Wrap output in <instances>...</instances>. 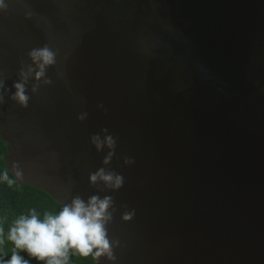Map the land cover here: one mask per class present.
<instances>
[{
	"label": "water",
	"instance_id": "1",
	"mask_svg": "<svg viewBox=\"0 0 264 264\" xmlns=\"http://www.w3.org/2000/svg\"><path fill=\"white\" fill-rule=\"evenodd\" d=\"M5 2L0 163L19 165L14 185L59 208L112 196L120 243L99 264H264V0ZM45 44L53 83L32 94L29 81L23 108L12 85ZM104 129L107 166L91 143ZM101 167L124 177L119 190L90 184Z\"/></svg>",
	"mask_w": 264,
	"mask_h": 264
},
{
	"label": "clouds",
	"instance_id": "2",
	"mask_svg": "<svg viewBox=\"0 0 264 264\" xmlns=\"http://www.w3.org/2000/svg\"><path fill=\"white\" fill-rule=\"evenodd\" d=\"M8 4L0 0V13H6ZM30 15V13H29ZM31 63L23 62L19 69V80L14 82L9 99L23 108H27L30 100L28 94L29 81L31 93L36 94L42 86H48L53 81L48 77V69L57 64L58 52L47 44L36 47L28 52ZM11 92L5 85L3 73H0V104L5 102V95ZM86 113L79 119L83 120ZM100 134L91 136V143L97 152L107 148V155L103 159V165L110 164L116 148V140L112 135ZM124 163L132 164L133 160L125 158ZM11 171L0 173V183L11 186L23 178V173L17 163H13ZM9 172L12 175H9ZM92 186L103 184L111 191L119 190L124 184V177L107 167H101L89 175ZM117 211L114 200L110 195H92L87 200L80 195L73 196L69 203H63L56 213L44 212L42 217L35 208L27 214H21L5 228L0 224V249L7 243H11L10 258L7 253L0 254V264H30V259H25L20 253H27L38 264H70L71 258L78 255L82 258L91 257L99 264L101 258L114 262L116 256L114 249L119 246V240L110 239L108 225L113 220V213ZM134 211L124 212L122 220L127 222L133 219Z\"/></svg>",
	"mask_w": 264,
	"mask_h": 264
},
{
	"label": "trees",
	"instance_id": "3",
	"mask_svg": "<svg viewBox=\"0 0 264 264\" xmlns=\"http://www.w3.org/2000/svg\"><path fill=\"white\" fill-rule=\"evenodd\" d=\"M3 151V144L0 142V156ZM2 172L3 166L0 163V173ZM32 208H35L41 217L44 212L59 211V207L39 190L25 185L9 186L6 183H0V224L4 226L5 233L15 218L21 214H27ZM12 247L11 243L6 242V245L0 249V254L7 253L6 258H10ZM20 254L25 259H30V264H38L37 261L28 257L27 253L21 252ZM70 264H92V262L90 257L82 258L74 255Z\"/></svg>",
	"mask_w": 264,
	"mask_h": 264
}]
</instances>
